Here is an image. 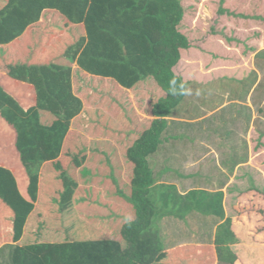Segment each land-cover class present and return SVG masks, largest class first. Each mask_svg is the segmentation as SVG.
I'll list each match as a JSON object with an SVG mask.
<instances>
[{
	"label": "trees",
	"instance_id": "trees-1",
	"mask_svg": "<svg viewBox=\"0 0 264 264\" xmlns=\"http://www.w3.org/2000/svg\"><path fill=\"white\" fill-rule=\"evenodd\" d=\"M220 1L218 15L264 21L255 13L263 0ZM184 17L180 0H0V248H10L9 264H264V192L254 185L213 245L167 249L155 224L221 214L220 201L179 195L169 183L179 174L151 164L168 119L186 110L188 83L174 72L192 49ZM129 94L148 119L82 99ZM153 191L182 212L159 216Z\"/></svg>",
	"mask_w": 264,
	"mask_h": 264
},
{
	"label": "rangeland",
	"instance_id": "rangeland-1",
	"mask_svg": "<svg viewBox=\"0 0 264 264\" xmlns=\"http://www.w3.org/2000/svg\"><path fill=\"white\" fill-rule=\"evenodd\" d=\"M180 1L185 11V17L181 23L182 33L189 38L192 47V49L187 50V52H185L186 50L182 51L181 60L174 68V72L188 83V95L184 100V106L186 107L185 111L190 117H199L202 114L207 116L216 111L217 108L214 107L215 105L217 106L220 103L223 104L227 100L241 99V103L235 104L233 102V104L228 105L227 108L223 107L221 109L222 113H220L221 119L223 117L227 121L235 122L238 118H241L247 122V125H240V123L237 124V129L241 130V139H239L240 142L238 145L239 152L241 153L240 160H245L247 150L248 152L249 150H252V153H256V158L253 159L252 165L245 167L244 169L246 170L243 171L247 174L244 176H248L250 181H239L243 185H240V188L237 191L246 190L253 184L256 187L259 186L256 184L262 183L264 185V167H259L260 164H264V137L261 135V131L264 132V95L258 96L256 93L251 94L248 92L251 88H247V84L249 83L247 80H245L243 82L244 85L241 84V86L237 84L238 81H235L234 79H227L226 81L222 79L223 75L229 74L230 71L228 70H231L232 72L233 69L231 65H233L235 61L234 58L238 56V51L241 53V51L245 49V42L248 46H255L257 50L259 46H264V22L218 15L217 9L222 5L220 0ZM223 2H225V0H223ZM255 13L264 16V0L262 5H258ZM252 39H255L254 41H251L254 42L255 45H249V42ZM224 45L229 48V52L231 51L230 54L222 53L223 49L225 51L227 50L224 48ZM259 54L261 56L263 53L261 52ZM260 60H262V58H260ZM248 65V61H245V68H247L246 66ZM227 66H229V68L226 70ZM260 70L261 72L263 71L262 69ZM74 82V90L75 92H78L79 83L76 82V80H74ZM202 90L203 92L205 90L206 94L202 93ZM191 91L194 92L192 93ZM215 92L220 94H216ZM232 94L234 97H237L238 95H240V97L232 98ZM134 97L133 94H129V96L124 95L120 99L116 98L114 102L111 100L106 104H103L102 98L100 100L98 99L99 101L97 100L94 104L91 103L89 96L86 100L85 96H82V99L84 100L85 106L87 104L94 107L103 106V110L114 114L118 113L117 111H119V107L127 108L125 109L127 115L129 114L128 112H130L129 110H132L133 114L130 113L131 115H128V117L131 119L130 116H132L134 122L138 124V122L146 118L148 119V117L141 114L138 108L136 109L137 104L134 105L132 102V98L135 99ZM219 98H222V101ZM99 102H102V104ZM120 102H122L123 105L120 104ZM132 104L133 107H131ZM79 125L81 126L82 124L79 123ZM246 126H249V128L251 127L253 130L250 132L249 136H247V134L244 135L247 130ZM218 128L220 134L221 128L220 126H218ZM228 128L224 129L222 133L228 130ZM81 129H83L82 126ZM172 131L174 132V128H172L168 134ZM243 135L245 137H243ZM260 147L263 149L258 153ZM154 163L155 162L152 159L151 164ZM255 169L257 171H255ZM240 175L241 173H239V176ZM242 178L243 177H241V179ZM169 180V183L173 182L171 179ZM179 187L181 189H188L187 185L180 184ZM151 194L154 198L159 216L162 215L165 210L170 211L174 209L179 213L182 212L179 211L178 206L170 204L167 207L162 198L158 197L159 195H157L156 191H153ZM237 194L234 193L233 195L236 196ZM229 196L230 195H228V199L230 200ZM205 204L206 203L202 205ZM200 210H206L205 206L200 207ZM192 212H194V210H192ZM228 213L231 215L229 211ZM201 215L202 214L199 211L190 215H183L182 220L179 218H171L172 216L169 218H161L160 220L157 218L155 224L164 238L165 247L169 249L178 243H199L202 240H206V237H195L191 236V234L200 233L201 231H199L198 228L200 225L208 227V230L213 233L212 230H214L213 228H215V224L213 225L212 223L217 219V215L214 213H209L203 216ZM208 216H211L210 218L213 222H208ZM197 220L198 222H196ZM203 233L206 232L204 231ZM9 252L10 248L8 246L0 249V264H9Z\"/></svg>",
	"mask_w": 264,
	"mask_h": 264
},
{
	"label": "crops",
	"instance_id": "crops-1",
	"mask_svg": "<svg viewBox=\"0 0 264 264\" xmlns=\"http://www.w3.org/2000/svg\"><path fill=\"white\" fill-rule=\"evenodd\" d=\"M255 21L264 22L261 20ZM255 39L250 40L249 45H255L254 42H251ZM224 48L227 49V52H229V48L227 46L224 45ZM251 48L252 49L249 51H241V53L237 50L238 56L234 58L235 61L233 65H231L233 69L232 72L231 70H228L231 73L229 72V74H225L223 76L228 79H234L235 81L239 79L240 81L237 83L239 85H244L243 82L247 80L249 82L247 84V88H251L248 92L251 94L256 93L260 96L264 95V46H259L258 50L255 46H251ZM222 52H224V49ZM261 52L263 54L260 56L259 53ZM260 58H262V60H260ZM245 61H248L249 64L246 66L247 68L244 66ZM228 68L229 66L226 67V70ZM260 69L263 71L261 72ZM223 80L226 81L225 79ZM215 93L220 94L218 92ZM239 97L240 95L234 97L232 94V98ZM219 99L222 101V98ZM240 100L241 99L227 100L223 104H218L219 107L218 105H215L214 107L217 108L216 111L207 116L202 114L199 117H190L187 112L183 110V112L176 118L168 119L171 120L169 121L171 122L170 127L174 128V132L172 131L167 134L169 135V139L165 140L161 145L157 155L155 156V163L168 167L171 170H175L179 174V176L172 179L173 182H170V184H174L176 192L179 195L185 196L192 190L203 191L206 194L205 203L217 200L216 204H218V201H220L221 211H219V213L222 214V217H220L221 214L219 217L216 214L217 219L214 222L210 218L211 216H208V222L211 221L213 222V225L215 224V228L212 230L213 233L208 230V227L200 225L198 228L201 232L191 234V236L195 237H206V240H202L199 243H178L177 245H174V247L188 244L213 245L217 225L222 223L228 217L235 215L233 207L236 203L237 196L240 193V191L238 192L237 190L240 188V185H243L239 181H250L248 176H244L247 174L243 171L246 170L244 169L245 167L252 165L253 159L256 158V153H252V150H249V152L247 150L245 160H240L241 153L239 152L238 145L240 142L239 139H241V130L237 129V124L240 123V125H247V122L241 118H238L235 122L227 121L223 117L222 119L220 118V113H222L221 109L223 107L227 108V106L232 105L233 102L235 104L241 103ZM218 126L221 128L220 134ZM246 127L247 130L244 135L247 134V136H249L250 132L253 130L251 127L249 128V126ZM226 128H228V130L222 133V131ZM261 132L262 137H264V132ZM244 135L243 137H245ZM262 149L263 148L260 147L258 153H260ZM259 167H264V164H260ZM256 169L255 171H257ZM239 173H241L240 176ZM241 177L243 178L241 179ZM162 182H164V180L159 181L157 184ZM178 184L187 185L188 189H181ZM256 185H259L257 188L260 190L262 189L264 192V185L262 183ZM234 193L237 195L234 196ZM228 195H230V200L228 199ZM228 211L231 215H229ZM204 231L206 233H203Z\"/></svg>",
	"mask_w": 264,
	"mask_h": 264
}]
</instances>
